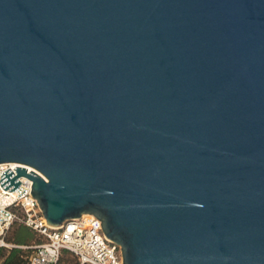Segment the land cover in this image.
<instances>
[{"label": "water", "instance_id": "obj_1", "mask_svg": "<svg viewBox=\"0 0 264 264\" xmlns=\"http://www.w3.org/2000/svg\"><path fill=\"white\" fill-rule=\"evenodd\" d=\"M6 161L122 264H264V0H0Z\"/></svg>", "mask_w": 264, "mask_h": 264}, {"label": "built area", "instance_id": "obj_2", "mask_svg": "<svg viewBox=\"0 0 264 264\" xmlns=\"http://www.w3.org/2000/svg\"><path fill=\"white\" fill-rule=\"evenodd\" d=\"M14 166L25 167L27 172L35 170L27 164L6 161L0 162V174L8 167L16 174ZM16 178L20 183L14 190L0 185V245H14L6 241L5 234L11 224L21 223L43 236L38 242L19 244L30 248L26 256L29 264H58L62 249L75 255L76 264H122L120 245L105 236L101 219L94 213H82L58 226L50 225L37 198L30 193L32 180L24 175Z\"/></svg>", "mask_w": 264, "mask_h": 264}, {"label": "trees", "instance_id": "obj_3", "mask_svg": "<svg viewBox=\"0 0 264 264\" xmlns=\"http://www.w3.org/2000/svg\"><path fill=\"white\" fill-rule=\"evenodd\" d=\"M5 239L14 245L9 247L0 245V264H29L26 256L30 248L19 244H32L42 240L43 236L24 224L13 223L7 230ZM76 263L75 255L68 249H62L58 264Z\"/></svg>", "mask_w": 264, "mask_h": 264}, {"label": "crops", "instance_id": "obj_4", "mask_svg": "<svg viewBox=\"0 0 264 264\" xmlns=\"http://www.w3.org/2000/svg\"><path fill=\"white\" fill-rule=\"evenodd\" d=\"M27 228V227H26ZM27 229H29V228H27Z\"/></svg>", "mask_w": 264, "mask_h": 264}]
</instances>
